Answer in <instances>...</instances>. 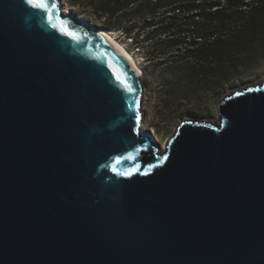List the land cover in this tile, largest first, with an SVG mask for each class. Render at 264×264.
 Masks as SVG:
<instances>
[{"label":"water","instance_id":"1","mask_svg":"<svg viewBox=\"0 0 264 264\" xmlns=\"http://www.w3.org/2000/svg\"><path fill=\"white\" fill-rule=\"evenodd\" d=\"M42 2L0 0V264H264V82L158 155L130 61Z\"/></svg>","mask_w":264,"mask_h":264},{"label":"trees","instance_id":"2","mask_svg":"<svg viewBox=\"0 0 264 264\" xmlns=\"http://www.w3.org/2000/svg\"><path fill=\"white\" fill-rule=\"evenodd\" d=\"M69 1L102 28L131 39L150 62L186 61L181 73L192 82L215 66L222 79L235 66L228 61L264 49V0Z\"/></svg>","mask_w":264,"mask_h":264},{"label":"rangeland","instance_id":"3","mask_svg":"<svg viewBox=\"0 0 264 264\" xmlns=\"http://www.w3.org/2000/svg\"><path fill=\"white\" fill-rule=\"evenodd\" d=\"M65 11L80 17L79 9L72 6L69 0H61ZM71 10V11H70ZM90 19V17H88ZM105 30V29H103ZM131 51L143 71V127L144 131L153 129L159 151L166 150V142L171 137L180 121L191 120H219L216 103L223 96L242 88L251 87L264 81V49L253 53L245 61L234 57L235 66L229 67V72L222 79L219 76L217 66L214 69L206 68L201 80L190 81L181 72L185 71L186 61L173 59L160 62H150L143 51L134 47L131 39H126L119 31L105 30ZM228 66V65H227ZM249 85V86H248ZM145 93V94H144ZM212 123V122H208Z\"/></svg>","mask_w":264,"mask_h":264},{"label":"bare ground","instance_id":"4","mask_svg":"<svg viewBox=\"0 0 264 264\" xmlns=\"http://www.w3.org/2000/svg\"><path fill=\"white\" fill-rule=\"evenodd\" d=\"M71 11V10H70ZM67 13H70L69 10L66 11ZM71 14V13H70ZM95 32H99V34H101L110 44H112L114 46V48L120 52L122 55H124L131 63V65L133 66L134 70L140 75V78L142 80V84H143V71L140 67V65L138 64L137 62V59L135 58V55L129 51L125 45L121 42H119L114 36L113 34H111L110 32H107L103 29H97V28H93ZM264 82V81H263ZM259 82L255 83L253 86H256ZM249 86V85H248ZM252 86V85H251ZM143 87L144 84H143ZM144 91H145V88H143ZM241 90V89H239ZM145 94V93H144ZM229 95V94H228ZM204 122V121H203ZM205 122H212V124L218 122V120H205ZM143 127H145V125H143ZM142 127V129H143ZM152 130V129H151ZM153 132H154V136L156 135V131L153 129ZM153 134V133H152ZM157 148V154L158 155H161L163 154L162 151H159V146L156 147ZM165 152V151H164Z\"/></svg>","mask_w":264,"mask_h":264},{"label":"snow or ice","instance_id":"5","mask_svg":"<svg viewBox=\"0 0 264 264\" xmlns=\"http://www.w3.org/2000/svg\"><path fill=\"white\" fill-rule=\"evenodd\" d=\"M29 3L33 4L36 7H41V8H48V4L42 2V0H29ZM53 7H55V5H53ZM132 89L129 88V91H131ZM130 175V173H129Z\"/></svg>","mask_w":264,"mask_h":264}]
</instances>
